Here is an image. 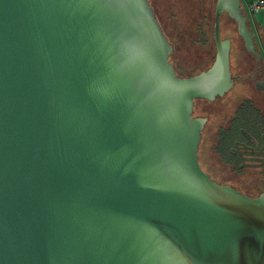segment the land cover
Segmentation results:
<instances>
[{
    "label": "water",
    "instance_id": "obj_1",
    "mask_svg": "<svg viewBox=\"0 0 264 264\" xmlns=\"http://www.w3.org/2000/svg\"><path fill=\"white\" fill-rule=\"evenodd\" d=\"M223 13L257 55L217 0L214 61L180 77L149 0H0V264H264V192L198 157L195 101L235 84Z\"/></svg>",
    "mask_w": 264,
    "mask_h": 264
},
{
    "label": "rangeland",
    "instance_id": "obj_2",
    "mask_svg": "<svg viewBox=\"0 0 264 264\" xmlns=\"http://www.w3.org/2000/svg\"><path fill=\"white\" fill-rule=\"evenodd\" d=\"M150 1L161 23L157 21L173 47L171 54L177 74L196 75L207 70L216 55L213 32L217 0ZM195 25L202 29L191 30ZM219 34L222 40L231 41L230 66L235 84L215 101L197 100L195 103L193 116L207 119L198 148L199 163L213 181L256 197L264 192V143L261 149L256 150L240 146L241 165L235 171L220 162L213 145L218 130L227 125L243 100H253L264 111V90L257 89V82L264 79V74L257 69L264 62L259 61V54L252 55L246 50L236 23L226 13L220 16Z\"/></svg>",
    "mask_w": 264,
    "mask_h": 264
},
{
    "label": "trees",
    "instance_id": "obj_3",
    "mask_svg": "<svg viewBox=\"0 0 264 264\" xmlns=\"http://www.w3.org/2000/svg\"><path fill=\"white\" fill-rule=\"evenodd\" d=\"M149 3L152 6L150 0ZM152 9L155 13V17L160 22L157 11L153 6ZM197 25L192 27L191 30L202 29L201 27H197ZM162 30L165 36L167 37L163 28ZM167 39L169 41L168 37ZM172 58H173V54H171L169 60L175 67V61L172 60ZM207 59H210L209 56ZM193 75L194 74L192 73V74H188L187 76H180V75L178 76L191 77ZM263 143H264V111L253 100L245 99L240 103L234 114L231 116L230 120H228L227 125L218 130L217 140L213 145V150L222 164H224L227 167L230 166L231 170L235 171L238 170V168L241 165V156L239 152L240 146H245L249 149L256 150V149H261Z\"/></svg>",
    "mask_w": 264,
    "mask_h": 264
},
{
    "label": "crops",
    "instance_id": "obj_4",
    "mask_svg": "<svg viewBox=\"0 0 264 264\" xmlns=\"http://www.w3.org/2000/svg\"><path fill=\"white\" fill-rule=\"evenodd\" d=\"M241 6L244 8V13L247 16V25L250 31L255 32L254 45L257 55L259 54V61L264 62V19L260 14H252L247 9V4L254 0H240ZM244 45V42H243ZM245 47V45H244ZM251 54V53H250ZM257 71L264 74V64L258 66ZM261 81H264L262 79ZM264 90V89H263Z\"/></svg>",
    "mask_w": 264,
    "mask_h": 264
},
{
    "label": "built area",
    "instance_id": "obj_5",
    "mask_svg": "<svg viewBox=\"0 0 264 264\" xmlns=\"http://www.w3.org/2000/svg\"><path fill=\"white\" fill-rule=\"evenodd\" d=\"M247 9L252 14H260L264 19V0H254L248 3Z\"/></svg>",
    "mask_w": 264,
    "mask_h": 264
},
{
    "label": "flooded vegetation",
    "instance_id": "obj_6",
    "mask_svg": "<svg viewBox=\"0 0 264 264\" xmlns=\"http://www.w3.org/2000/svg\"><path fill=\"white\" fill-rule=\"evenodd\" d=\"M169 42V41H168ZM195 103H196V101H195ZM193 114H194V112H193ZM193 117H197V116H193Z\"/></svg>",
    "mask_w": 264,
    "mask_h": 264
}]
</instances>
